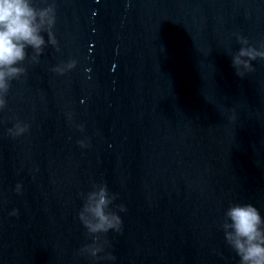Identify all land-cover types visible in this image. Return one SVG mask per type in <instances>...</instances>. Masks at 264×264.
I'll use <instances>...</instances> for the list:
<instances>
[{"label":"water","instance_id":"obj_1","mask_svg":"<svg viewBox=\"0 0 264 264\" xmlns=\"http://www.w3.org/2000/svg\"><path fill=\"white\" fill-rule=\"evenodd\" d=\"M33 4H54L57 44L0 110V264H239L220 224L235 203L264 219V61L238 77L231 56L264 44V0ZM98 184L122 221L100 236L111 261L79 254Z\"/></svg>","mask_w":264,"mask_h":264},{"label":"clouds","instance_id":"obj_2","mask_svg":"<svg viewBox=\"0 0 264 264\" xmlns=\"http://www.w3.org/2000/svg\"><path fill=\"white\" fill-rule=\"evenodd\" d=\"M55 25V7L49 4L38 8L33 0H0V110L7 106V95L11 82L25 76L26 69L22 66L26 59L38 63L44 47V35L47 44L56 46L57 41L52 31ZM240 45L238 51L231 56V64L238 77L254 71L252 61H264V44L259 48L249 45L246 38L236 37ZM31 49L29 57L27 50ZM75 61L58 65L52 71L58 75L72 70ZM71 120V114H68ZM28 125L17 122L8 129L13 138L28 131ZM78 130L83 131L82 126ZM81 148L87 147L85 141H78ZM19 192V185H17ZM83 204L78 212V219L87 234L93 238L91 244H85L79 254L93 260H114L112 255L99 256L104 251L106 241H101V234L109 231L119 234L122 221L110 205L116 199L109 194L104 184L93 185L92 190L82 196ZM119 212L126 209L118 206ZM16 213L13 212V215ZM220 228L224 234L225 243L239 257V264H264V219L259 210L250 204H230L224 213Z\"/></svg>","mask_w":264,"mask_h":264}]
</instances>
